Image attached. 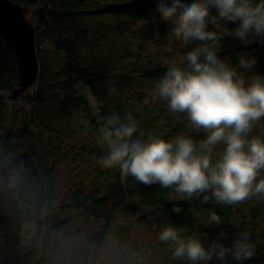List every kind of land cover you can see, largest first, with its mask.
<instances>
[{"label":"trees","instance_id":"obj_1","mask_svg":"<svg viewBox=\"0 0 264 264\" xmlns=\"http://www.w3.org/2000/svg\"><path fill=\"white\" fill-rule=\"evenodd\" d=\"M13 1L31 11L40 70L33 87L11 99L19 87V64L0 34V264H35L39 255L60 252L62 244L54 235L79 219L103 225L90 246L117 240L133 248L129 264H183L173 261L170 246L159 240L161 227L169 224L208 243L220 239L230 245L232 237L247 232L255 252L242 264H264V201L256 197L237 206L203 203L201 197L182 199L174 189L123 176L118 166L100 168L95 177L87 169L63 186L57 177L63 152L76 151L71 158L77 164L107 154L102 129L112 112L123 118L130 111L145 135L203 139L205 134L185 114L172 113L165 101L153 99L154 84L168 64L182 60L199 42L184 47L169 32L171 23L156 12L158 0ZM166 3L170 6L171 0ZM210 12L216 14V9ZM238 25L224 24L233 31ZM247 41L222 36L217 54L241 74L239 59L254 57L246 77L264 76V42L251 34ZM251 135L264 139V119ZM29 222L37 226L40 245L22 241ZM136 224L153 226L158 234L154 246L136 247ZM227 264L239 262L229 258Z\"/></svg>","mask_w":264,"mask_h":264},{"label":"clouds","instance_id":"obj_2","mask_svg":"<svg viewBox=\"0 0 264 264\" xmlns=\"http://www.w3.org/2000/svg\"><path fill=\"white\" fill-rule=\"evenodd\" d=\"M156 12L171 23L169 32L184 47L199 44L182 60L168 64L154 84L153 99L165 101L172 113L185 114L204 138L145 135L130 111L123 118L112 112L102 129L108 152L98 163L105 169L118 166L123 176L144 185L174 189L182 199L201 197L203 203L225 206L253 197L264 201V139L251 135L264 119V76L246 77L254 57L239 59L238 68L245 73L241 74L217 54L222 36L246 43L251 34L264 42V0H171L170 6L158 0ZM225 22L239 25L233 31ZM159 240L170 246L172 260L183 264H227L229 258L242 264L255 252L247 232L232 237L230 245L220 239L208 243L169 224L161 227Z\"/></svg>","mask_w":264,"mask_h":264},{"label":"rangeland","instance_id":"obj_3","mask_svg":"<svg viewBox=\"0 0 264 264\" xmlns=\"http://www.w3.org/2000/svg\"><path fill=\"white\" fill-rule=\"evenodd\" d=\"M91 99L96 104L93 97ZM75 152L68 150L61 153L62 156L58 158L56 169L58 170L57 177L61 186L72 183L81 174L86 175L87 169H91L92 177H95V175L99 174L98 169L103 168L98 163L99 159L97 158L90 161V163H75L73 158H71ZM18 178L17 173L13 175L12 182L14 185ZM102 226L100 221L94 219L89 221L79 219L75 221L74 225L67 229L66 232L56 233L54 235L56 240H60L62 244L60 252L53 253L47 257L39 255L35 264H129L132 262L133 248H125L117 240H110L104 246L98 244L90 246L88 241L101 230ZM152 227L150 224L143 226L136 224L134 231L135 238L133 239L136 247L141 250H146L157 243L158 234ZM22 235L23 243L30 244V242L36 240L40 245L41 239L38 237L36 224L29 222Z\"/></svg>","mask_w":264,"mask_h":264},{"label":"water","instance_id":"obj_4","mask_svg":"<svg viewBox=\"0 0 264 264\" xmlns=\"http://www.w3.org/2000/svg\"><path fill=\"white\" fill-rule=\"evenodd\" d=\"M30 10L13 0H0V34L14 50L19 64V87L11 99H17L33 87L39 78L36 51V28L29 18Z\"/></svg>","mask_w":264,"mask_h":264}]
</instances>
